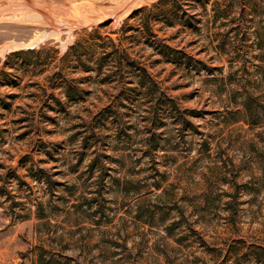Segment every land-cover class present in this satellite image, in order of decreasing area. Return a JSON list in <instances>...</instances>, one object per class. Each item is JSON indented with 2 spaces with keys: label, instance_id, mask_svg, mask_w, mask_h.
Here are the masks:
<instances>
[{
  "label": "rangeland",
  "instance_id": "rangeland-1",
  "mask_svg": "<svg viewBox=\"0 0 264 264\" xmlns=\"http://www.w3.org/2000/svg\"><path fill=\"white\" fill-rule=\"evenodd\" d=\"M10 1L0 47L54 30ZM53 1L0 54V264H259L264 0Z\"/></svg>",
  "mask_w": 264,
  "mask_h": 264
},
{
  "label": "bare ground",
  "instance_id": "bare-ground-1",
  "mask_svg": "<svg viewBox=\"0 0 264 264\" xmlns=\"http://www.w3.org/2000/svg\"><path fill=\"white\" fill-rule=\"evenodd\" d=\"M32 0H13L10 1V6L7 7V9L11 10V16L9 19H13L15 21H35V22H44L47 20L49 23L54 25V30L50 33L47 31L39 32L35 37L30 39L28 42H19V41H8L4 43L0 47V54L4 55L7 51L10 52L12 50H16L22 47H29V46H36L40 41L44 40L45 38L49 36H56V38H60L61 35V27L65 24L63 21H60L58 17L53 14V12L50 10L51 8L56 9H62L65 12H69L72 15L74 14V11L72 8H67L62 6L60 3L53 1V0H35L36 3L30 4ZM34 1V0H33ZM129 1V0H128ZM134 0H130L132 2ZM124 5H118L114 10L110 12V15H116L117 17L123 15V13L127 12L125 10ZM128 8V7H127ZM126 8V9H127ZM5 9V10H7ZM125 10V11H124ZM123 11V12H122ZM78 19L81 22V24L89 23L90 21H87L82 16L78 15ZM72 41V30L69 29L67 32V38L66 40H62V49H65L67 44Z\"/></svg>",
  "mask_w": 264,
  "mask_h": 264
},
{
  "label": "trees",
  "instance_id": "trees-1",
  "mask_svg": "<svg viewBox=\"0 0 264 264\" xmlns=\"http://www.w3.org/2000/svg\"><path fill=\"white\" fill-rule=\"evenodd\" d=\"M121 57V56H120ZM127 59H128V56H127ZM144 72H147L145 69H143ZM246 109L248 111L251 112V105L249 104H246ZM250 249H252L253 251V254L255 255L256 257V261L259 263V264H264V244L263 243H253L250 247ZM239 264H243V262L240 260L238 262Z\"/></svg>",
  "mask_w": 264,
  "mask_h": 264
}]
</instances>
